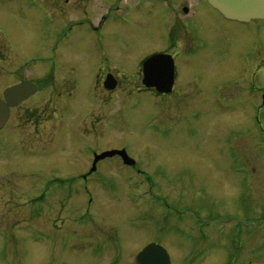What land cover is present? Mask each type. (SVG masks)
<instances>
[{"label": "rangeland", "instance_id": "374dc122", "mask_svg": "<svg viewBox=\"0 0 264 264\" xmlns=\"http://www.w3.org/2000/svg\"><path fill=\"white\" fill-rule=\"evenodd\" d=\"M63 1L0 0V54L5 58L0 71H13L18 66L24 73L16 81L25 77L45 79L51 72V64L41 66L45 62L41 60L55 59L54 41L64 29L58 24L87 17L96 11L98 14L103 6L105 13L110 12L106 14L109 21L99 35L90 34L89 38L79 39L76 34L70 43L61 45L55 83L60 81L58 91L65 95L79 85L74 79L83 83L80 87L88 86L92 99L87 102L95 104L85 117L94 122L90 127L93 150L126 148L148 173L160 201H154L151 185L130 166H121L116 160L104 161V167H123L120 173L114 169L109 172V177L119 181L120 196L110 198L109 193L104 192V213L111 214L112 205L116 204L117 212L112 214H167L170 218L166 230L172 240L167 248L174 264H264V106L261 108L264 47L262 56L255 57L249 52L254 36L247 31V28L258 29L263 21L242 23L230 36L224 34L215 21L212 46L204 43L209 36L208 29L203 30L201 23L197 24L195 27L201 28L199 34L204 37L191 51L196 56L182 65L180 81L183 84L170 96L157 98L148 93L135 94L140 85L138 71L141 67L135 62L142 58L147 48L162 41L160 25L156 26L157 20L150 17V8L153 4V9L166 8L170 12L166 1L145 0L138 8L137 0L122 3L121 0H70L68 7L74 5L71 16L75 17L66 15L61 21L53 20L54 6ZM168 1L178 6L179 22L172 21V45L168 42L155 49H169L185 56L190 41L193 44V37L184 25L188 16L181 12L185 2ZM203 7L208 10L205 14L213 15L207 2ZM258 34L264 44V28L258 29ZM101 44L108 55L104 64L101 63ZM121 44L125 45L124 50L120 49ZM75 67L81 70L72 74ZM102 71L114 73L122 83L115 90L106 88L109 92L98 96L100 90L96 80ZM48 85L50 82L44 87ZM52 97L45 100L53 103ZM48 110L40 112L41 121L42 116L47 118ZM16 113L14 124L21 125L19 129L23 130L24 110ZM99 118L100 122L108 120V124L97 126ZM62 122H70V115L62 117ZM28 128L34 130L31 123ZM42 128L41 123L38 132ZM49 131L45 128L39 133L43 134L40 139L34 137L24 141L38 146L41 143L37 141L48 144L47 140L54 141ZM61 142L69 144L65 139ZM62 149L55 157H61L63 167L62 162L68 160L64 153L69 145ZM74 149L77 157L80 156L82 144ZM31 162L35 164L34 160ZM8 164L5 160L4 165ZM37 164L50 165L40 161ZM19 174L20 177L11 183L22 180L21 189L13 192L0 187V224L7 229L0 239V264H39L41 252L36 243L33 244L34 256L24 262L20 225L23 227L26 220L34 222L37 219L38 207H33L28 200L39 195L37 185L42 178L39 173L30 177L21 171L13 174L14 180ZM10 175L0 172V183H6ZM60 175L72 176L69 173ZM139 192L138 202L130 203L128 196ZM161 202L168 207L160 211L163 203H156ZM138 227L141 229L142 225ZM5 242L8 252L2 249Z\"/></svg>", "mask_w": 264, "mask_h": 264}, {"label": "flooded vegetation", "instance_id": "af4514ba", "mask_svg": "<svg viewBox=\"0 0 264 264\" xmlns=\"http://www.w3.org/2000/svg\"><path fill=\"white\" fill-rule=\"evenodd\" d=\"M123 1L124 0H121V3ZM144 1L145 0H138L136 7L140 8ZM165 1L171 9L170 12L166 8L153 9V4L150 8V17L154 19V21L157 20L155 21L156 26L160 25L162 41L159 44L158 42L155 43L157 45L154 44L153 48L152 46L147 48V52L142 58L135 62L136 64H141L140 70L138 71L140 85H138V91L135 93L140 96L141 94L147 93L157 98L170 96L176 91L179 85L183 84V81H180L182 65H185V63H188L196 56L193 55L195 52L191 51L195 48L200 38L204 37L199 34V29L201 28L195 27L197 24L201 23L203 30L208 29L207 34L209 36L203 41L209 46L215 43L213 35L216 32L212 31L215 21L220 24L224 34L229 36L230 34H235L236 27H240L241 25L238 22L223 17L217 10L210 6L207 0H194L193 2L184 0L185 3L181 7V12L185 16H188L187 22L184 23L186 26L185 30L188 32L189 36L191 33L193 37V44H191L190 41L191 45H188L189 51H185L188 53L183 56V53L174 54L169 49H155V47H161L168 42L169 45H172V21H176V23L179 22L180 13L178 12V6H173L168 0ZM205 2L211 7L213 15L204 13L208 12V10L203 7ZM70 3V0H65L63 3L60 2V4L58 2L54 6L55 12L52 16L53 20L58 19V21H61L63 18L62 16L65 17L66 15L70 16V18L75 17L71 16L74 15V5L68 7ZM176 4H178V0ZM101 10L102 11L98 14H96V11V13L93 12L87 17L69 19L70 21H68V23L63 21L61 24H58L61 29H64H62L59 32L60 35L55 38L54 53H56V56L50 63L51 72L45 79L40 77V79L36 80L32 77H25L16 81V78L24 73L18 66H15L13 71H0V95L2 98H4L3 94L7 88L24 80H30L37 86V91L34 95L11 108L10 118L5 126L0 129V172L11 174L9 178L5 179L6 183H0V187L4 186L5 191L11 189L13 192L17 189H21L24 185L22 180H20V182L11 183L20 177V174L16 175L14 180L13 174L16 172L22 171L30 177H34L36 173H39V177L42 178L41 184L38 183L37 185L39 195L28 200L33 207H38L37 219L34 220V222L33 219L32 221L26 220V224L23 227L20 225V234L24 237V239H22V244L24 246V262L29 261L34 256V243L38 245V251L40 250L41 252L39 264H138L137 255L147 245L153 243L164 247L168 251L167 244L169 246L172 244V240L170 241L171 235L169 231L166 230V228H169L167 222L168 218H170L167 214L158 215L159 217L140 213L130 215L112 214L114 211L117 212L116 204L112 205L113 212L111 214L104 213V192L109 193L110 198H116V195L120 196L118 195L120 187L117 184L119 181H114L109 177V172L114 169L120 173V170L123 169V167L115 165L104 167V161L111 162L112 160H116L121 166L125 164L120 155L96 159V155L103 153L104 149L93 150V145L91 143L93 135L91 134L92 130H90V127L92 128L94 122L87 121L85 117L87 116L88 109H92L95 104L94 102H87V100L90 101L92 99L88 86L82 88L80 86L83 83H78V81L74 79L76 84L79 85L73 88L74 91L72 90L65 95L63 92L61 93L58 91L60 81L55 83V69L60 67L58 58L60 56L59 52L61 45L70 43L76 34L79 35V39H85L86 36L89 38L90 34L95 36L99 35L101 28H104V24L109 21L106 14L110 13H105L106 10L104 6L101 7ZM193 11L197 13L193 15ZM62 12H64L65 15H63ZM190 15L193 16L190 17ZM202 21L204 22L202 23ZM262 21L263 23L258 28L260 31L264 28V20ZM63 24H65L64 27ZM258 29L247 28L248 34L254 36V39L251 40L254 45L250 46L248 50L249 52H253L255 57L262 56V48L264 47L263 42L260 40L261 38L259 39L260 35L258 34ZM100 47L101 63L104 64V59L106 60L108 55L104 53V44H101ZM123 47H125V45L121 44L120 49L124 50ZM155 54L170 55L172 57V62L174 64L172 72L173 81L171 87H169V91H163L161 87L153 84V78L147 79L149 84L145 83L146 74L144 63L149 57ZM3 60H5V58L0 54V65ZM42 63L41 66L47 64L46 62ZM156 65L160 67L163 73L165 71L167 72L168 66L166 62L156 63ZM102 69H104V67ZM79 70L81 69L75 67L71 72L72 74H76L80 72ZM154 73L156 75L160 74L159 72ZM16 74H18V76L15 77ZM110 74L114 75L117 84L113 90L117 89L122 83L120 77L114 73L109 71L104 73V71H102L96 80V85L98 86V90H100L99 94L96 93L98 96L100 93L105 94L109 92V90H107L108 88L106 89L105 81ZM49 82L50 85L45 88V84ZM99 87H101V89H99ZM38 95H40V97L37 101H34L33 99ZM51 95H53V103H51L50 100H45ZM102 106H104V103ZM263 106L264 95L261 108ZM48 108L49 110L46 111L47 118L44 119L42 116L43 121H41L39 116L40 112L43 113ZM18 110H24V118H21V121H23L22 124H24L23 130L19 129L22 127L21 125L14 124L16 119L15 115ZM61 110L64 112H61ZM102 114L104 116V109L102 110ZM69 115L70 122L61 123L62 117H68ZM80 118L84 123L80 124ZM100 120L102 119L99 118L97 126L108 124V120L104 122H100ZM30 123L34 126L33 131L36 132V134L28 128ZM41 123L43 124V128L40 132L45 128L47 131L50 130L49 132L53 135L54 141L50 142L47 140L48 144L37 141L41 143L39 146L34 143L28 144L29 142H25L24 140H32L34 137H43V134L40 135V132H38ZM94 135L96 136V134ZM61 139H65L69 144L61 142ZM77 144H82V153L80 152V156L78 157L74 149V147H77ZM67 145H69V150H67V152H71V155L68 156L67 152L64 153V156L68 160L62 162L64 164L62 167L61 157H55V155L57 153L61 154V148L63 147L64 149ZM5 160L9 161L8 166L4 165ZM33 160L35 164L31 162ZM38 161L49 163L50 165H38ZM51 161L53 162L51 163ZM134 162L135 163L130 166V169H133L138 176L142 175V178L151 185V195L153 193L154 201H160L159 197L154 193L155 190L153 188L155 184L148 176V173L144 171L142 166L138 165L137 161ZM68 173L72 174V176L61 177L60 175ZM104 173L107 177H104ZM41 175H43L45 179ZM30 177L28 178L31 179ZM121 178L124 177L121 176ZM138 183H140V180ZM138 196H140V192L137 195L131 194V196H128L129 202L135 204L138 202ZM118 202L121 203L119 200ZM162 203L163 205H161L160 211L168 207V204L164 202L156 204L160 205ZM9 212L11 213L10 210ZM199 223L201 224L200 221ZM140 224L142 225L141 229L138 227ZM6 232L7 229L3 228L0 224V239H2L1 235L6 234ZM128 244L133 245L127 246ZM2 245L3 251L8 252L6 242ZM171 264H174L172 259Z\"/></svg>", "mask_w": 264, "mask_h": 264}, {"label": "water", "instance_id": "95a60500", "mask_svg": "<svg viewBox=\"0 0 264 264\" xmlns=\"http://www.w3.org/2000/svg\"><path fill=\"white\" fill-rule=\"evenodd\" d=\"M209 2L215 8L219 9L226 17L231 19L239 21H249L256 18L264 19V0H209ZM162 62L167 63V72L165 71L163 73L160 67L156 65V63ZM144 66L146 74L145 83L149 84L147 79L153 78V84L161 87L163 91H169V87H171L173 81L172 72L174 64L172 62V57L170 55L155 54L145 61ZM154 72H159L160 74L156 75ZM106 86L114 88L115 83L109 78L106 81ZM36 90L37 86L35 84L30 81H24L5 91L4 95L7 102L3 101L0 97V128L4 126L10 115V107L34 94ZM114 153H120L124 158H128L124 150L105 152L104 157ZM137 261L140 264H170V258L166 250L155 244L148 245L138 255Z\"/></svg>", "mask_w": 264, "mask_h": 264}]
</instances>
